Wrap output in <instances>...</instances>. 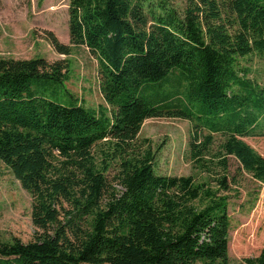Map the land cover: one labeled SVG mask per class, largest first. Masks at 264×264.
Returning <instances> with one entry per match:
<instances>
[{
    "label": "trees",
    "instance_id": "obj_1",
    "mask_svg": "<svg viewBox=\"0 0 264 264\" xmlns=\"http://www.w3.org/2000/svg\"><path fill=\"white\" fill-rule=\"evenodd\" d=\"M67 15L69 44L49 32L50 43L87 48L104 104L53 96L67 59L0 57V161L30 194L37 229L0 241V264H229L238 175L264 182V157L242 140L264 114V83L239 67L264 56V0H67ZM162 117L192 123L204 179L155 172L137 135ZM244 262L264 264V248Z\"/></svg>",
    "mask_w": 264,
    "mask_h": 264
},
{
    "label": "rangeland",
    "instance_id": "obj_2",
    "mask_svg": "<svg viewBox=\"0 0 264 264\" xmlns=\"http://www.w3.org/2000/svg\"><path fill=\"white\" fill-rule=\"evenodd\" d=\"M185 1L171 0L180 10ZM67 20V0H0V57H43L49 62L67 59L70 66L65 88L56 86L53 96L66 101L77 98L85 106L97 108L104 101L95 58L84 46H72L70 54H60L48 38L51 32L60 42L69 44ZM239 67L245 69L249 79L264 83V56L254 53L241 58ZM254 127L255 135L244 136L242 140L264 157V114ZM191 134L192 123L187 119L147 118L137 139L149 140L156 150V173L191 175L200 181L205 174L195 168L189 158ZM213 137L211 149L215 151L223 137L219 134ZM228 164L229 172L235 174L236 160L229 157ZM113 173V170L109 172L110 179ZM238 180L237 197H231L227 207L231 220L227 247L229 264H245V258L257 256L264 248V182L244 172L238 175ZM31 201L30 194L0 161V241L18 239L26 243L33 239L37 229L31 220Z\"/></svg>",
    "mask_w": 264,
    "mask_h": 264
}]
</instances>
